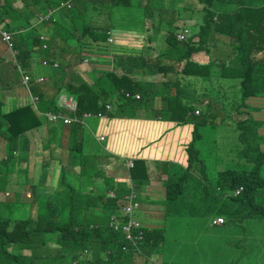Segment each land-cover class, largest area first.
<instances>
[{
    "label": "trees",
    "instance_id": "trees-1",
    "mask_svg": "<svg viewBox=\"0 0 264 264\" xmlns=\"http://www.w3.org/2000/svg\"><path fill=\"white\" fill-rule=\"evenodd\" d=\"M62 1L64 0H26L27 5L20 11L14 10L12 5H6L11 0L0 5V24L4 23V28L13 32L18 49V59L13 76L17 79L19 74L21 76L20 71H31L33 79L30 90L40 97L41 108L46 112L59 109L55 102L62 89L75 97L80 115L84 112L91 113L89 118L102 117L103 114L112 115L118 110L123 112L126 105L145 104L149 85L144 81L132 79L130 73L136 67L154 66L156 63L149 62L141 56L125 57L117 52L108 41L112 35L111 30L116 26L112 20L107 22L104 31L99 30V27L88 25L84 26L81 37L77 36L74 30L66 33L62 19H69L77 28L85 20L91 7L96 6L97 8L103 2L77 0V2H72L71 7H61ZM154 1L146 0L144 4L143 0H112L108 3L111 8L127 7L134 12L138 10L143 14L142 18H147L149 15L153 16L151 7ZM159 1L161 0H158L159 8L162 9ZM185 1L187 6L182 10L185 13L191 11L188 15L192 19L199 12H203L202 23L205 24L199 25L201 22H194L197 29L182 41L187 48L177 49L168 54V61L160 66L158 71L165 74L172 73L176 67L172 61L176 64L183 63L181 68L176 67L181 69L176 74L180 73L182 77L188 76V84L184 82V77L170 80L167 90L175 87L176 94L173 96L174 100H170L169 95H166V99L170 100L173 111L181 115L180 121L193 124L194 129L192 140L187 147L188 165L186 169L177 170L169 176L166 182L164 202L167 208L162 219L163 223H159L161 227L143 225L139 231H143L144 238L138 240L136 245L127 242L122 232L116 231L109 225V218L123 209L121 206L124 202L121 200L131 191L130 187L126 183L116 182L115 184L110 183L111 189L105 186L104 192L95 189L92 194H82L77 191L78 178L72 179L71 172L61 165V173L55 189L53 188L51 193L44 195L49 200L46 208L38 210L35 204L31 206L27 203L28 198L34 199V193L38 198L42 193L37 191L35 184H28L32 188L28 194L25 193L26 201L21 200L22 197L19 199L16 195L8 212L0 208V264H153L151 259L154 255L156 261L160 260L159 264H264V114L261 113L264 111V108H261L264 106V99H261L264 98V0ZM228 3H231L233 7L222 8ZM49 9L56 10L51 15L49 21L51 25L47 26L48 22H44L43 25L37 24L35 21L38 20V15L48 13ZM65 9L68 11L67 14L64 13ZM92 11L95 12V8H92ZM74 12L80 13L81 18L75 20ZM9 14L12 17L8 18L10 22L7 23L5 21L8 19L5 17ZM132 17L135 15L130 16L131 20ZM11 20H22V23L14 27ZM162 22L164 21L161 19L160 24ZM40 25H45L46 29H40ZM173 25V21L163 23V26L167 28L165 38L171 47L177 48L181 41L176 35L179 30L176 31L177 26L173 27ZM22 27L23 31H21ZM186 28L189 29V27ZM25 32L30 35H23ZM44 33L51 35L50 41L45 37L41 39ZM196 36H198L197 40H195ZM29 38H32V49L26 42ZM71 39L79 41L74 50L69 45ZM219 39H223L230 45L229 50H226L230 54L214 55L217 48L215 44ZM94 48L106 50L107 53L112 51L115 56L112 70L94 69L91 73V80L68 82L65 88H60L61 86H59L60 89L56 88L54 95H49L42 84L36 81V71L31 65L38 61V56L34 54L40 53V50L45 54L43 56L46 68L59 59L66 74L67 65L74 68L75 64L82 63L85 55H91L88 53H93ZM67 49L73 53L71 62H67L62 56L61 51L65 52ZM201 52L210 56L208 62L204 63L201 59L199 56ZM4 59L7 60V56L2 54L0 64ZM44 74H48L46 69ZM65 74H57V76L64 78ZM217 76L233 80L229 88L237 87L240 90L241 99L224 101L222 96L216 95L217 91H213L217 89L216 87L209 90L206 86L212 85V81ZM193 77L203 78L205 81L201 83ZM193 83L205 94L214 93L215 102L222 97L219 100L220 108H215L210 115H203L196 114L199 107L193 106L191 101L188 104L184 103L181 95L193 86ZM126 92L132 95L140 92L141 98L126 97ZM5 104L7 106L0 94V133L3 135L7 153L5 160L0 159V174L7 176L15 172L26 175L25 168L14 169L19 164L18 156L22 159L28 153L29 142L26 135L43 126L48 120L34 108L29 96L27 100L21 98L20 103L18 100L13 101V108L9 110L5 109ZM107 104L115 108L107 110ZM206 104H213V101L209 100ZM256 107H259L261 112L255 110ZM210 117L212 121L217 119L219 128L224 133H218L221 137L218 142V135L214 130L210 141L216 143L214 153L216 155V175L208 172L205 155L198 146V141L203 139L201 128L211 122ZM64 126L68 128L63 129L57 126L53 130L48 128L50 141L48 155L51 156V148L54 149V142L58 140L61 147L57 146L54 153L59 157L63 142L57 134L60 130H67L70 141L68 158L74 166L75 164L80 165L82 166L80 169H83V166L91 159V157L88 158L91 155L84 151L86 130L89 125L87 123L84 128L77 123ZM250 126H259V132H252ZM18 151L19 155L15 156L14 152ZM57 160L61 164V160ZM200 164H203L204 168H199ZM11 168L14 170L10 171ZM45 178L44 173L40 183H45ZM239 187H242V191L236 194ZM77 195H80L81 202L77 200ZM175 199H178L177 203L183 206V210L200 213L204 225L202 231L208 222L215 224L213 220L219 216L225 219L222 225L217 224L220 225L219 228L226 229L233 225L243 228L241 231L231 232L241 243L229 245L224 242L223 248L217 250L214 249V244L205 246L196 240L193 242L183 240V237L177 236L175 229L169 226V224L173 225L174 222L179 223L180 221L179 213L168 208V201ZM38 200L40 202V199ZM6 203L9 201H0L1 205ZM99 207L103 208L101 215L107 218L104 223H100V213L97 211ZM31 208L35 215L30 212ZM47 208L48 210L45 211ZM133 212L127 214L123 210L122 218L125 221L133 218ZM169 214L172 218L167 223L165 220ZM135 220L141 222L138 219ZM256 223L261 224L258 233H255L252 227ZM245 224L248 226L247 230H245ZM167 228L176 237L169 236V239H166ZM241 234H247V236L242 237ZM169 240L173 241L176 246V250H173L176 254L173 262L165 255V243ZM184 244L192 251L190 260L193 261L191 263L187 261V256L178 252L185 246ZM123 245H126L128 249L124 250ZM156 246L162 247L160 253L153 252ZM177 257L181 260L179 263L176 261Z\"/></svg>",
    "mask_w": 264,
    "mask_h": 264
},
{
    "label": "rangeland",
    "instance_id": "rangeland-1",
    "mask_svg": "<svg viewBox=\"0 0 264 264\" xmlns=\"http://www.w3.org/2000/svg\"><path fill=\"white\" fill-rule=\"evenodd\" d=\"M7 0H0V5H2ZM74 2H77V0H73ZM91 1H97V0H91ZM102 1V0H101ZM104 2L102 5H98V7L95 9V12L91 14L90 17L87 18V21L84 24H80L77 28L73 26V23L69 21V19H62L64 30L66 33H69L70 30H74L75 34L79 37L83 34L84 26L92 25L94 27L103 28L106 26L107 22L112 20V23H114L116 26L114 27V35L112 37V40L109 41L111 45L114 47L117 46L116 51L119 52L121 55L125 57H143L147 61H154L156 65L154 66H147V67H140L142 71H145L146 76H150L152 78H160L161 72L158 71V68L160 66H163L168 60L167 56L171 52L182 49L185 50L187 48V45H184V42H180L177 45V48L171 47L167 38H165L167 28L163 26L164 24H167V22L173 21L176 31L183 30L186 27H189L191 33L193 30L197 29V26H195L194 22H198L204 25L205 23L203 21L204 14L203 12H199L194 19L191 18V16L188 15V13H185L182 9H185L187 6V2L185 0H161L162 9H160L158 5V0L154 1V5L151 7L153 10V16L149 15L147 18H142L143 14L140 13V11H132L131 9H128L127 7L119 9L118 7L111 8L110 4L108 2H111L112 0H103ZM144 4L146 3V0H143ZM7 6L12 5L14 10L20 11L21 8H24L27 5L26 0H11ZM32 8L33 5H31ZM221 7V6H220ZM230 8L233 7L231 3L225 4V6H222V8ZM62 10V9H61ZM59 11V10H57ZM64 13L67 14L68 11L65 9ZM179 13L183 14L180 15ZM135 15V17H132V20L130 16ZM74 19L81 18L80 13L74 12L73 14ZM9 17H12L11 14H9L8 17H5V19H8ZM154 18V20L152 19ZM216 18V17H215ZM161 19L164 21L162 24H160ZM195 20V21H194ZM5 22H10L9 19ZM14 27L20 25L22 23V20H11ZM43 25V24H41ZM40 25V26H41ZM50 22H48L47 26H50ZM46 26H41L40 29H46ZM18 31V30H17ZM23 35L29 36L30 34L25 32ZM189 35V36H190ZM43 36L50 41V36L47 33H44ZM188 36V37H189ZM195 36V35H194ZM198 39V36L195 37V40ZM214 40V39H212ZM2 39L0 40V49L1 54H5L7 56V60L4 59L3 63L0 64V94L2 100L7 103V106L5 104V109L9 110L10 108H13V102L17 101L18 103L21 102V98H26L28 95V90L26 88H22L20 86L21 80H22V73L21 76L19 74V78H15L13 76V73L15 71L16 67V61H17V52L15 47L13 49L9 48L4 42L2 43ZM27 43L30 44V49L33 48L32 45V38L27 39ZM78 39H71L69 40L70 48L74 50L75 46L78 43ZM119 42V45H116V43ZM54 43V42H52ZM16 44V43H15ZM50 46V43H48ZM59 44V43H58ZM57 44V45H58ZM63 46L62 44H59ZM217 45L216 52L214 53L215 56L219 54H230V52L226 51L229 50L230 45L228 43H225L223 39H219V41H216L215 46ZM65 46V45H64ZM66 47V46H65ZM57 48V46H56ZM37 50V49H36ZM56 50V49H55ZM54 50V51H55ZM62 56L67 60V62L73 61V53L70 52L68 49L64 52L63 50ZM60 52V53H61ZM35 56L40 55V53H35ZM201 59L204 60V63L208 62L210 56L208 54H204L201 52L199 54ZM43 60V59H40ZM173 64L181 68L183 63L176 64L174 61H172ZM58 63V62H57ZM59 64V63H58ZM81 64V63H80ZM75 64L74 68H71L69 65L66 66V74L64 78H60L59 76H56L54 78H51L55 84V87L52 88V93L55 92V89H60L61 87L65 86L66 83H75L80 82L82 80H86L85 76H87L88 71L87 69H82L79 67L80 65ZM18 65V64H17ZM60 66L57 69V72L62 73L63 64L60 62ZM108 70V69H105ZM181 70V69H179ZM19 73V72H18ZM37 73H40L38 71ZM29 74H31V71H29ZM32 75V74H31ZM184 82L188 84V76H183ZM135 79H139V76L137 75ZM193 79H196L200 81L201 83L205 80L203 78L199 77H193ZM233 82V80L230 79H223L219 78V76L215 77L212 81V85L206 86L209 90L212 89V87H216L217 89H213V91H217L216 95H220L223 97L224 101H227L229 99L232 100H240V90L237 87H230V84ZM42 86L49 85V81L45 79L41 82ZM59 86H61L59 88ZM175 90L176 88L173 87ZM64 90V89H62ZM201 91L200 88L197 89V85L193 83V86H191L186 92L185 97L186 99H189L193 106L199 107L200 114L203 113V115H210L212 114V111L215 110V108L219 109L220 104L219 100L222 98L220 97L218 101H214L213 99L216 97L214 96V93L212 95L205 94L204 91ZM141 95V94H140ZM140 99V98H139ZM264 99V98H261ZM213 101V104L207 105L206 103L208 101ZM210 103V102H209ZM213 106V109H212ZM40 108L43 112H46V110H43L41 108V102L39 105L35 106L34 108ZM261 108H264L262 106ZM212 109V110H211ZM165 111H168V108L165 106ZM255 110H260L259 107H256ZM48 111V110H47ZM203 111V112H202ZM264 114V111L261 112ZM92 119L88 118V123L92 125ZM211 122H208V125L202 126L201 131L203 133V139L198 141V146L203 151V154L205 155L204 158H206V164H207V170L212 175L217 174V170L215 168L216 162L214 155L215 151V142H210L213 138L214 130L216 134L218 135L217 141L220 142L221 137L219 134H224L217 123V119L212 121V117H210ZM219 119L221 120V117L219 116ZM98 120V119H95ZM213 122V123H212ZM57 124L51 121H45V124L41 126L38 129H34L29 132L28 134V153L25 155V158L19 157V151L14 152L15 156H18L19 164L14 168H25L27 170V174L23 175L22 173H13L5 176L4 174H0V201L8 200L9 203L6 204H0V208L3 209L5 212H8L10 209L11 204L14 202V199L16 195H18V198L24 201L25 193L30 192V188H32L28 184H35L37 185V191L42 192L39 194V198L36 193H34V199L32 197L27 199V203L31 204L33 206L34 204L38 206V210H42L46 208L47 203H49V200L46 196H44L46 193H51V190L54 188L57 184L59 174L61 173V165L65 166L67 171L69 170L71 173V178H78V185H77V191L82 194H92L95 189H97L99 192H104L105 186L109 187L110 183H113L115 179H113L112 175L108 176V169L104 168L102 166L103 156H101V153L98 151L99 149H103L100 145H98V141L95 139L98 135V131L96 128H92L90 126L89 129L86 130L87 136H91L93 138V145L90 147V150H85L86 154H91L88 158L91 157L90 163L94 166L96 173H99V175L93 173V167L87 163L85 166H75L73 165L72 161L69 160L68 156V150H69V135L67 130H63L66 139H64L63 146L61 151L59 152V157L54 153V149L51 148L50 155H48V145L50 144L49 141V135L47 133V126L50 130H53L56 126L57 127H65V124ZM217 124V125H216ZM212 126H215L212 128ZM250 129L252 132L256 133L259 132L260 127L259 126H250ZM219 133V134H218ZM60 134H57L59 136ZM3 135L0 133V159L5 160L7 158V153L5 151L4 147V140ZM230 137V135H229ZM108 144V143H107ZM121 146H115V148H120ZM188 147V146H187ZM112 149V148H110ZM90 151L91 153H88ZM116 152V151H115ZM188 152V150H187ZM119 154L118 152H116ZM188 156V155H187ZM61 160L60 162L57 160ZM105 161V158H104ZM215 162V163H214ZM199 168H204L203 164L199 165ZM13 168L9 169L10 171L14 170ZM176 172V171H175ZM45 173V183H40L41 176ZM122 178V183L125 184L127 181L124 177ZM106 180V183H105ZM125 180V181H124ZM168 180V179H167ZM91 181L93 182L91 184ZM100 186V188H97ZM129 186V185H128ZM131 191H129V188L127 187L129 194L132 193V186H129ZM64 188V187H62ZM112 193V192H110ZM130 194V195H131ZM147 198H144L142 201H139V206H137L134 209L133 212V218L138 219L141 226L145 227H161L159 223H163L164 213H165V207H163L160 202L163 201L162 198L157 197L156 194L150 189L149 195L146 196ZM138 198V194H137ZM40 199V202L39 200ZM122 199V198H120ZM35 200H38L35 202ZM77 200L81 202L80 195H77ZM123 202L127 201L126 199H122ZM146 202V203H145ZM150 204H149V203ZM154 202V203H152ZM178 199L175 200H169L168 201V208H170L172 211L175 210L179 214L180 221L179 223L174 222L173 225L169 224V226H172L175 229V234L177 236L183 237V240L192 241L196 240L197 242H200L204 244L205 246H210L214 244V249L221 250L223 248L224 242L228 243L229 245H237L241 242L239 239L232 234L231 232H237L243 230V228L238 227L236 225H233L232 227L228 226L226 229H223L222 227L219 228L220 225L212 224V222H208L205 227L204 231L201 229L203 228V221L201 218L200 213H191L189 210L184 209L183 206L178 204ZM142 203V204H141ZM104 206V205H101ZM140 207V208H139ZM30 212H32L33 215H35V212L31 209H29ZM48 208L45 210L47 211ZM100 209H97L99 212ZM174 212V211H173ZM99 219L100 223H104V221L107 220L106 216L101 215L103 211L99 212ZM172 218V215L169 214L165 220V222H169ZM105 219V220H104ZM110 220V218H109ZM158 221V223L156 222ZM223 224V223H222ZM221 224V225H222ZM253 231L255 233L259 232V229L261 228V224L256 223L253 226ZM158 229V228H155ZM248 229L247 224H245V230ZM166 239H169V236H174V233L166 229ZM242 237L247 236V234H241ZM176 237V236H174ZM185 245V244H184ZM157 247V246H156ZM162 247H157L153 252L155 254L160 253ZM173 250H176L175 243L171 240L167 241L165 243V255L167 259L173 262V259H175L176 254L173 253ZM178 252L182 253L183 256H187V261L190 263L193 261L190 260L191 256V249L188 246H184L181 250H178ZM155 255L152 257L153 264H159V259L157 261L155 260ZM176 261L179 263L181 260L177 257Z\"/></svg>",
    "mask_w": 264,
    "mask_h": 264
},
{
    "label": "crops",
    "instance_id": "crops-1",
    "mask_svg": "<svg viewBox=\"0 0 264 264\" xmlns=\"http://www.w3.org/2000/svg\"><path fill=\"white\" fill-rule=\"evenodd\" d=\"M94 2L100 3L104 1L97 0ZM92 8L96 9V6L91 7L90 12L85 16V20L82 24L94 13ZM99 30L104 31V27L99 28ZM111 31V36L113 37L114 28ZM116 45H119V42L116 43ZM111 46L110 48L112 49ZM115 47L117 48V46ZM43 55L45 54L40 50L38 61L33 63L31 67L36 71L37 78L43 77L44 79L42 81L45 79L49 81V85L43 86V88L46 89L49 95H54V93H52V88L55 87V84L51 78L56 77L57 74H65V70L62 69V73L57 72L60 66L59 59H57L54 64H51L50 67L46 68ZM85 58H89L90 61L85 62ZM85 58L79 67L84 73L85 71L83 69H87L88 74L85 76L86 80H91V73L94 69L101 71H105V69H108L107 71L112 70L115 61V56L112 51L107 53L106 50L100 48H94L93 53L91 55H85ZM45 69L48 71V74H44ZM174 70L175 71L168 74L161 73L163 76L160 78H152L146 76L145 71H142L141 68L136 67L130 73V77L135 79L138 75L139 79L135 80L148 83L149 89L146 103L134 106L126 105L124 109V111H127L126 113L118 110L112 115L91 117L93 118L92 125L88 123V119L86 120L89 125L87 129L91 126L98 131V135L95 139L98 141V145L104 149L98 148L101 156L105 158V161L104 158L102 161L103 169H108L107 177L112 175L113 179H115L111 184L122 182L121 177H124L127 181V185L134 186L132 188V195H135L134 200H138V202L147 198L146 196L149 195L151 189L157 197L162 198L163 201H161L160 204L165 207V210L167 208L164 202L167 179L174 174L175 171L186 169L188 165L187 146L192 140V131L194 129L193 124L182 123L180 121L181 115L174 112L173 108H171V103L169 101L174 100L173 96L176 94V90L173 87L167 90L168 82H170V80H175L177 77L183 79L180 73L179 75L176 74V72L180 70L176 67H174ZM38 71H40V73H37ZM42 81H40V83ZM61 88H65V86ZM139 94L141 93L139 92ZM166 95H169L171 99L167 100ZM181 99L184 103H189V99H186L185 93L181 95ZM165 106L168 108V111L164 110ZM114 108L115 106L112 105L110 110ZM48 131L49 129L47 126V133L49 135ZM28 134L29 132L26 135L27 137ZM59 134L62 142H64V139H66L64 131L60 130ZM101 135L105 136L103 141L99 139ZM57 141L58 140L54 142V150L61 147ZM93 143V138L88 135L84 151L90 150ZM115 146L121 147L115 148ZM88 153L91 152L88 151ZM128 161H133V166H129ZM88 163L93 167V173L99 175V173H96L90 160ZM92 183L91 181V184ZM111 184L109 185L110 189ZM97 188H100V186ZM130 194H125L124 199L128 200L127 196H130ZM97 209H100L99 212L103 211L102 207ZM156 222L158 223V221Z\"/></svg>",
    "mask_w": 264,
    "mask_h": 264
},
{
    "label": "built area",
    "instance_id": "built-area-1",
    "mask_svg": "<svg viewBox=\"0 0 264 264\" xmlns=\"http://www.w3.org/2000/svg\"><path fill=\"white\" fill-rule=\"evenodd\" d=\"M73 5L72 0H67L66 2H61L60 6H68L71 7ZM55 12V9H49L47 14H39L38 20L43 21L50 18V16ZM10 31V30H9ZM7 29L4 28V23L0 24V40L2 41L11 49L15 47V41H14V34L13 32H9ZM190 33L189 29L185 28L183 31H180L177 33V38L179 40H185ZM43 38V36L41 37ZM109 40H112V37L109 38ZM46 47V44L44 45ZM22 73V84L25 88L28 90V96L32 99V102L35 106L39 105L40 103V97L38 95H34L31 88V81H32V75L29 74V72L21 71ZM44 78L40 77L37 78V81H42ZM126 97L134 96L135 98L139 99L141 98V95L139 93H136L132 95L130 92L125 93ZM56 105L57 108H59L57 111H47L43 112L38 107L36 108L38 112H41L45 117L46 120L54 122V123H62V124H72L77 123L80 124L83 128L87 126V118L91 116L90 112H84L83 114H79L78 109V102L75 99L74 96H72L69 92L65 90H61L57 97H56ZM107 110H110L112 108L111 104H107L106 106ZM199 111L197 110V113ZM105 116V114L102 115V117ZM99 139L103 141L105 139V136L101 135L99 136ZM129 166H133V161H128ZM242 191V187H239L236 190V194H239ZM129 197V202L123 207V209L119 210V213L112 214L110 216L109 225L112 226L116 231L122 232L127 242H131L133 244H137L138 240H142L144 238V233L142 230L139 231L141 228V225L138 221H136L133 218H130L129 220L125 221L123 217V210L127 214H131L134 211V208L136 207L137 203L133 202V198L135 195L127 196ZM121 217V218H120ZM213 222L215 224H222L225 222V219L221 216L214 218ZM123 249L127 250V246L123 245Z\"/></svg>",
    "mask_w": 264,
    "mask_h": 264
},
{
    "label": "clouds",
    "instance_id": "clouds-1",
    "mask_svg": "<svg viewBox=\"0 0 264 264\" xmlns=\"http://www.w3.org/2000/svg\"><path fill=\"white\" fill-rule=\"evenodd\" d=\"M67 0H64V1H62V2H66ZM72 2H73V0H72ZM55 12H56V10H55ZM41 14H44V13H41ZM47 14V13H46ZM50 18H51V16H50ZM47 19V20H43V21H39V20H37V21H35L37 24H43L44 22H49L51 19ZM185 29V28H184ZM183 29V30H184ZM188 29V28H187ZM183 30H181V31H183ZM21 31H23V27H22V29H21ZM190 31V30H189ZM180 32V31H179ZM177 35V34H176ZM190 35V33L188 34V36ZM43 36V35H42ZM188 36H187V38H188ZM44 37V36H43ZM111 37V36H110ZM109 37V38H110ZM41 39H43V38H41ZM179 40V39H178ZM186 40V39H185ZM14 41H15V38H14ZM108 41H110L109 39H108ZM179 41H181V40H179ZM182 41H184V40H182ZM181 41V42H182ZM16 43V42H15ZM45 45V44H44ZM47 46V45H46ZM45 47V46H44ZM15 49H16V52H17V55H18V49L16 48V44H15ZM88 54H92V53H88ZM90 61V59L89 58H85V62H89ZM45 64H46V61H45ZM36 81H37V77H36ZM37 82H39V81H37ZM40 83V82H39ZM20 86L23 88L24 86H23V84H22V80H21V84H20ZM25 88V87H24ZM27 89V88H26ZM27 97H28V95H27ZM26 97V98H27ZM198 113H197V110H196V114H200V110L198 109ZM203 114V113H202ZM129 197H128V200L127 201H125L124 202V204L121 206L122 208L129 202ZM133 202H136L137 203V205H136V207L138 206V204H139V202H138V200H134V198H133ZM135 207V208H136ZM134 208V209H135ZM87 252V251H86Z\"/></svg>",
    "mask_w": 264,
    "mask_h": 264
}]
</instances>
